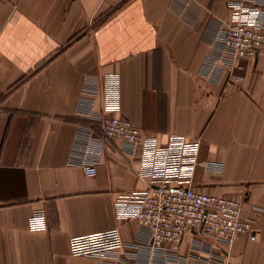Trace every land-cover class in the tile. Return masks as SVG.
Here are the masks:
<instances>
[{
  "label": "crops",
  "instance_id": "1",
  "mask_svg": "<svg viewBox=\"0 0 264 264\" xmlns=\"http://www.w3.org/2000/svg\"><path fill=\"white\" fill-rule=\"evenodd\" d=\"M239 3L264 19V0H0V264H151L148 231L116 206L151 182L143 147L103 141L110 117L159 147L198 143L191 185L241 201L253 221L232 246L184 236L178 264L219 253L264 264V56L231 67L218 43ZM35 214L45 229L31 227ZM113 229L121 249L70 254L71 238Z\"/></svg>",
  "mask_w": 264,
  "mask_h": 264
},
{
  "label": "built area",
  "instance_id": "2",
  "mask_svg": "<svg viewBox=\"0 0 264 264\" xmlns=\"http://www.w3.org/2000/svg\"><path fill=\"white\" fill-rule=\"evenodd\" d=\"M234 7L236 11L221 28L218 43L221 61L241 68L240 61L252 63L264 56V19L259 18L260 9H252L249 11L252 15L248 16L242 3ZM100 129L101 139L119 140L123 153L133 154L138 146L143 147V174L151 182L145 190L128 194L116 206L120 218L135 220L148 231L154 255L151 264L158 260L161 264H178L174 251L188 234H203L215 244L232 246L240 235L252 232L253 221L242 217L241 201L202 194L191 185L195 168L200 164L198 143L173 137L165 147H159L156 138H143L139 128L119 117L100 120ZM93 133V127L86 126L79 131L78 139L87 142ZM80 164L86 176H96L94 160L87 158ZM30 223L33 229L46 228L39 214L32 216ZM123 245L117 229L69 240L70 254L75 257H103ZM202 264L229 263L219 253L210 254Z\"/></svg>",
  "mask_w": 264,
  "mask_h": 264
}]
</instances>
